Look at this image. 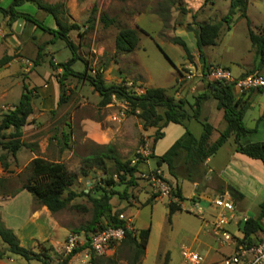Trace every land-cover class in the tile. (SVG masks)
Instances as JSON below:
<instances>
[{
  "label": "rangeland",
  "instance_id": "obj_1",
  "mask_svg": "<svg viewBox=\"0 0 264 264\" xmlns=\"http://www.w3.org/2000/svg\"><path fill=\"white\" fill-rule=\"evenodd\" d=\"M44 1L61 3L59 17L80 25L78 29H71L68 36L76 46V53L86 60L87 72L93 74L98 70L104 81H125L136 91H141L146 86H162L166 89V93L175 97L182 94L189 97L204 85L206 78L197 74L201 70V64L197 61L200 56L196 57L198 51L194 45L193 29L202 21L219 19L227 11L229 4L228 0ZM7 4L8 0H0V6ZM92 6L95 8L94 11H91ZM16 9L29 11L49 26H54L51 15L45 14L32 2H23L16 6ZM244 12L245 15H240L239 9L235 8L227 21L228 28L226 22H222L216 42L202 47L205 60L212 62L209 64L224 65L234 73L237 65H247L252 62L255 52L248 36L246 17L250 21L252 30L257 31L256 26L260 27L264 22V0H246ZM101 13L113 17V22L104 25L99 20ZM88 16L92 19L87 20ZM6 21L5 17H0V113L17 100L23 89L22 83L31 88L32 105V111L21 127L20 138L26 142V145L16 152V160L10 162L7 168L2 167L0 162V176L8 179L4 182L6 185L10 188L18 186L23 176L21 171L28 157L42 155L62 160L66 168L75 173V181L71 187L77 192L84 188L87 191L88 188L92 189L94 181L102 175V171L92 166L86 168L85 175H81L79 168L82 155L105 144L113 146L121 159L129 158L130 161L138 155L136 151L142 147L145 146L150 151L154 127H143L141 119L130 112L121 99L112 97L105 105L98 106L97 92L84 79L77 80L72 76L63 79V87L68 98L65 102L56 105L58 84L55 73L60 71V68L58 66L52 68L48 61L50 59L55 65L58 61L67 59L71 55L68 46L60 38L49 39L50 33L35 28L31 22L34 30H29L28 33L25 32L28 27H23L22 22L19 21V25L15 22L13 28L12 23L10 27ZM20 26L23 31L19 30ZM121 27H131L136 30L137 42L129 51L115 50L114 38ZM176 37L182 38L187 48L192 49L189 53L190 57L184 53L180 43L175 41ZM38 45L41 47L39 57H36ZM7 56L9 58H5ZM25 60H28V64ZM71 67L81 71L84 63L81 58H75ZM260 70L264 74V63ZM189 71L193 72L189 78L182 77L181 73ZM191 85L194 87H190ZM257 95L260 104L250 105L242 118L243 124L248 128L244 136L240 137L242 142L246 138L254 141H261L264 138V124L258 119L261 106H264V92H259ZM203 118L210 121L217 129H221L224 125L222 109L216 105V99L212 96L201 98L198 117L186 121L188 129L193 134L200 132V120ZM172 127L178 129L181 124L168 123L164 138L156 141L154 152H159L168 139L176 134ZM4 131H9V127ZM63 131L67 132L65 143H63ZM215 135L216 131L211 137ZM229 144H234L232 136L225 141V145ZM2 151L0 147V152ZM149 151L143 156L139 153L137 163L146 161L145 163L148 164L149 160V165H153V159L150 160L148 156ZM11 157L7 155V159L12 160ZM259 165L260 168L250 167L253 175L262 174L263 187L254 199L248 201V206L251 208L248 212L249 216H252L255 210L254 201L264 199V164ZM113 177L116 178L115 175ZM136 182L137 185L127 188L126 198H120L114 193L110 197V202L113 209L121 207L125 215L131 216L135 227L148 229L140 264L160 263L165 253L166 264H192L183 260L181 248L189 247L204 254V248L197 246L194 241L195 238H200L201 231H204L200 225L201 208L197 209V204L193 205L188 198H183V208L174 211L167 221L165 200L159 197L144 203L145 198L150 194V188L143 179L137 178ZM189 185L187 179H182L183 189ZM122 187L123 183H115L112 186L119 191ZM23 191L25 196L19 195L12 201L7 199L9 201L2 208L6 216L7 212H14L15 215L10 216L11 219L13 218L12 223H17L21 216L23 218L27 214L26 197H29V201L32 197L29 192ZM22 199L24 204H21ZM72 201L84 204L88 210L66 206L52 212L67 226H77L90 217V204L84 195L78 194ZM32 204L40 205L33 200ZM47 231L50 240L55 243L33 242V239L28 240L26 236L21 242L34 250L46 246V256L42 255V257L56 262L59 254H66L62 250L63 229L53 227ZM213 243L214 246H219L217 241L214 240ZM83 248L73 253L65 264H90L89 253H93L96 259L104 264H131L129 251L120 239L110 244L103 254L94 253L89 246ZM223 248L222 246L220 250ZM0 251H4L1 260L6 261L5 243L1 240ZM221 255L218 253L210 264H223ZM13 256L15 261H10L9 258L7 260L11 264H16L19 260L26 261V264H42L41 260Z\"/></svg>",
  "mask_w": 264,
  "mask_h": 264
},
{
  "label": "trees",
  "instance_id": "obj_2",
  "mask_svg": "<svg viewBox=\"0 0 264 264\" xmlns=\"http://www.w3.org/2000/svg\"><path fill=\"white\" fill-rule=\"evenodd\" d=\"M32 2L35 7L43 10L45 14H50L54 26H49L42 19L37 18L33 13L24 10L16 9V6L23 2ZM227 11L214 21H202L193 29L194 45L202 60L201 67L207 66L202 54V47L216 42V37L219 34L222 22L227 21L230 14L235 8L239 9L240 15H245L246 0H228ZM59 2H46L44 0H8L6 6H0V17L6 18V24L11 25L12 21L20 18L34 24L35 27L42 31L51 34L49 39L60 38L68 46L71 55L65 60L58 61L55 65L49 59L48 63L52 68L58 66L60 71L55 73L56 82L58 84V95L56 105L65 102L68 98L66 89L63 87V79L72 76L77 80L84 79L93 90L98 94L97 105L103 106L108 103L112 97L123 100L128 106L130 112L134 113L141 119L143 127L153 126L151 145L157 138L162 135V127L168 122L179 123L183 126V131L169 144V146L160 154L154 155L151 150L148 156L154 157L155 166L159 167L164 164L167 172L173 177L181 176L187 179H194L200 175L198 171L202 161L216 150L229 136H232L235 150L246 154L247 156L258 158L264 164V140L240 142L239 136L243 135L248 128L243 124L242 117L245 108L248 105L246 100L236 96L233 87L229 83L221 82L214 79H206L203 89L189 97L180 95L178 97L166 93V89L162 86H146L142 91L133 90L125 81L106 82L103 80L100 71L91 74L87 72L86 60L78 55L75 51L76 46L69 38L68 33L71 29H78L80 25L77 22H67L59 17ZM92 6L91 11H94ZM194 13H192V16ZM92 19L90 16L87 20ZM99 20L107 25L113 22L114 18L105 13L99 15ZM247 32L254 47L255 56L250 68L244 73L258 71L264 63V22L258 27L257 31L252 30L250 21L246 17ZM91 26V25H89ZM11 27V26H10ZM183 48L184 53L190 57L189 49L182 38L176 37V40ZM137 42L136 30L131 27H121L114 38V46L117 51H129ZM40 45L37 46L36 57H39ZM5 58H9L8 56ZM75 58H81L84 67L81 71H77L71 67V63ZM35 62V60H33ZM243 73V74H244ZM22 91L19 93L17 100L6 110L0 113V147L3 149L0 152V162L6 167V156H14L16 150L26 145L20 136L22 134V125L26 122L27 116L32 111L31 105V88H28L25 83H22ZM248 90V89H246ZM242 90L240 92H243ZM212 96L216 99V105L222 109V118L224 125L221 129H217L215 138L210 139V134L214 129L213 125L206 119L200 120V132L194 135L187 127L186 121L190 118H197L199 114L200 99ZM191 98V99H190ZM52 111V109H50ZM258 119H261L264 124V108L261 110ZM68 126L69 123H66ZM9 127V131H4ZM67 132H62V137L65 143ZM151 149V148H150ZM81 166L79 172L81 175L86 174V168L97 167L102 171V175L94 181L92 189L87 191L82 189L78 192L71 188L75 181V173L69 171L64 162L58 159H48L40 155H34L23 166L19 185L10 188L4 182L7 178L0 176V194L13 195L19 189L23 188L30 193L32 200L38 204L44 205L50 212H55L66 206H73L81 210H88V207L82 203L71 202L78 194L84 195L89 201L90 217L87 221L78 224L72 230L82 231L85 239L88 237V232L95 229H100L105 225H121L123 219L118 217L122 212L121 207L113 209L110 202L112 194L117 193L121 198L127 197V188L136 185L137 160L131 162L130 159H121L115 152L113 146L105 144L102 147L84 154L80 157ZM109 162V164L107 163ZM154 166V167H155ZM181 166L179 169H177ZM160 168V167H159ZM116 176V178L113 177ZM164 175V173H163ZM165 177V175H164ZM166 178V177H165ZM115 183H123L122 189L116 190L112 186ZM172 185V192L179 199H183L177 185ZM108 186L107 188L104 186ZM233 193L234 189L229 187ZM239 193V192H238ZM240 195V193H239ZM195 199L194 196L191 197ZM167 213L166 219L170 220V215L175 210H180V206L175 202H166ZM259 211L255 216H247L241 218L238 225L239 235L236 237L235 244L243 243L250 244L258 240L261 236L253 237L256 230L262 228V218H264V199L258 203ZM264 230V228H263ZM262 230V231H263ZM147 228H132L125 230L124 235L120 238L121 242L127 247L131 256V264H140V257L143 255L145 241L147 237ZM262 233V232H261ZM0 240L5 243L6 256L17 255L24 259L41 260L42 264H65L70 256L79 249L88 246L85 240L81 244L74 247L65 255L59 254L56 262H52L42 255L46 256L47 247L42 246V249L34 250L29 247L21 246L14 232L0 223ZM4 252V251H3ZM0 251V257L3 254ZM167 254L157 264H166ZM88 261L90 264H104L96 259L93 253H89Z\"/></svg>",
  "mask_w": 264,
  "mask_h": 264
},
{
  "label": "crops",
  "instance_id": "obj_3",
  "mask_svg": "<svg viewBox=\"0 0 264 264\" xmlns=\"http://www.w3.org/2000/svg\"><path fill=\"white\" fill-rule=\"evenodd\" d=\"M19 21L22 22L23 27L24 26L28 27V29L25 32L30 33L29 30H31V31L34 30V26L32 24H30V22L24 21L20 18H16L12 21V27L14 28V24L16 25L15 22H18L17 24L19 25ZM35 28H37V27H35ZM20 29H22L21 26L19 27V30ZM22 31H23V29H22ZM191 52H192V49L189 50V53H191ZM198 55L199 54L196 53V57H198ZM203 57H204V55H203ZM204 60H205V58H204ZM197 61L200 64L202 62L201 58H199V57L197 58ZM206 62L212 63L210 61H206ZM252 62H253V60H252ZM252 62L247 64V65H237V70L233 74L234 75L243 74L248 68L251 67ZM188 63L191 64V62H188ZM215 64H218V63H215ZM257 70L259 72H261L260 69H257ZM190 87L193 88L194 85H191ZM202 89H203V86L199 89V91H201ZM259 92H262V91H260L259 89H248V90H245L243 92L234 90V93L236 96H239L241 99L246 100L248 102V105L245 108V111L253 103L260 104L259 97L257 95ZM263 105H264V100H263ZM263 108H264V106H261V110ZM245 111H244L243 116L245 115ZM242 121H243V119H242ZM168 123L162 127V135L155 140V142L153 143V145L150 149L154 155H158L161 152H163L169 146V144L183 131L182 125H181L182 128L179 127L178 129H175V127H172L175 130L174 133H176V134L171 136L168 139V141L164 144L163 148L159 150V152H154V146L156 144V141L164 138L165 128L167 127ZM213 127H214V129L212 130V132L210 134V139L215 138V136L217 135L218 130H217L215 125H213ZM214 131H216V135L214 137H211V135ZM244 134L239 136L240 142H242L240 137L244 136ZM194 135H198V134H194ZM262 140H264V138ZM225 141L221 145H219L214 152H212L210 155H208L202 161V163L198 167V171H199L200 175L198 177H195L193 180L183 178L181 176H178L175 178L167 172L166 167L163 163L159 165V167L162 169L166 179L170 183H172L173 185H177V187L179 188V192L181 193L183 198H188L189 201L193 205H194V202H197L201 205L200 210L202 212L199 214L200 225L203 227L204 231L203 232L201 231L200 238H195L194 241L197 244V246L204 248L203 249L204 254H202L199 251L198 252L203 255L204 262L206 264H210V261H213L216 258V255L218 253H220V255L222 254L221 256H223V255L231 252V250L233 249V247L235 245L236 237H237V235H239V232H238L239 222H240L241 218L249 216L248 212L251 208H249V206H248V204H249L248 201H249V199H251V200L254 199L257 196V194L262 190V187H263V185H262V179H263L262 174L255 176L250 172V167L260 168L261 165H259V164H263L260 161V159L247 156L246 154L235 150L234 144L233 145H231V144L225 145ZM243 141L249 142V141H254V140H251V139L249 140V138H246ZM255 141H258V140H255ZM22 146H20L16 150V152L20 148H22ZM16 152H15L14 156L11 155L12 160L7 159V156H6L5 159L7 161V164H6L5 168H7V166L10 164V162H14L16 160V158H17ZM33 156L34 155L29 156L28 160ZM40 156H42V155H40ZM42 157H44V156H42ZM44 158H48V157H44ZM149 158H150V160L153 159V161H152L153 165H149V163H150L149 160H148V164L145 163L146 161L141 162V163L139 162V163H137L138 170L147 169V167L151 168V166H155L154 157L149 156ZM48 159H57V158H48ZM2 167H4V166L2 165ZM180 167L181 166H179L177 169H179ZM182 179H187L190 182V185L188 187H186L185 189H183V186H182ZM229 187H232L234 189L233 193L230 191ZM72 189L74 191H76L74 188H72ZM23 190L24 189L21 188L17 192H15L13 195H10V196L0 194V223L4 227L10 228L14 232V234L18 238V242L21 246H24V244L21 242V239H24L25 236L27 237L28 240L33 239V242L34 241H48V242L50 241L49 243H52V244L55 243V242L50 240V236H49V233L47 231L49 228L52 229L53 227H59V228L63 229V239H64L66 233L68 231L72 230V228H74L75 226H73V225L67 226L65 223L60 222L59 219L57 217H55L52 214V212H50L44 205L40 204V205L33 206L32 199H30V201H29V197H26L27 198V202H26V213L27 214L23 218L21 216V218L19 220H17V223L16 222L12 223L13 218L11 219V217H10L11 215H15L14 212H7V216H6V214H4L2 212V208L5 204H7L6 203L7 201L16 200V198L19 195L25 196V195H23V194H25V193H23L24 192ZM82 190L86 191L85 188ZM238 192L240 193V195ZM217 193L228 194L230 196V198L232 199V201L234 202V210L232 212V216L230 217V219L228 220V222L225 225V228L231 234V240L227 241V242L219 241V239L216 238L209 229V227L211 226V221L213 220L215 213L218 210L217 207H215L214 205H212L209 202V199H210V197H212L213 195H215ZM192 196L195 197L194 200L191 199ZM129 198H130V196H129ZM156 198H159V197L150 192V194L145 198L144 203L150 202L152 199H156ZM7 199H9V200H7ZM261 200L262 199H258V200L254 201V205H255L254 209L255 210H254L252 216H255L258 214V211H259L258 203ZM71 202L73 203L74 201L71 200ZM21 204H24L23 199H22ZM182 204H183V202H182ZM165 205H166V202H165ZM180 208H183V206ZM208 208H210V209L208 210ZM197 209H199V208H197ZM121 213H123V212H121ZM166 213H167V207H166ZM261 220H262V228L260 230H256L253 234V237L260 236V234L264 228V218H262ZM132 225H133V228L138 229L137 227L134 226L133 220H132ZM139 228H143V227H139ZM63 239H62V241H63ZM214 240L218 242L219 246L216 247V246H214V243L212 244V242ZM222 246L224 248L222 250H220L222 248ZM24 247H26V246H24ZM225 249H226V251H225ZM15 256H17V255H15ZM17 257H19V256H17ZM8 258L10 261L16 260L13 255H11V256L8 255L7 259L5 258L6 261H2L1 260L2 258H0V264H11L7 261ZM140 262H141V260H140ZM16 264H26V261H20L19 260L18 263H16Z\"/></svg>",
  "mask_w": 264,
  "mask_h": 264
},
{
  "label": "built area",
  "instance_id": "obj_4",
  "mask_svg": "<svg viewBox=\"0 0 264 264\" xmlns=\"http://www.w3.org/2000/svg\"><path fill=\"white\" fill-rule=\"evenodd\" d=\"M28 64V60H25ZM193 72L181 73L182 77L189 78ZM200 76L206 79H214L221 82L229 83L235 91H242L246 89H259L264 92V75L259 71H251L241 75H234L229 68L220 64H208L201 67ZM136 91V90H135ZM142 91V90H141ZM139 92V91H138ZM147 147H142L137 150V154L131 161L138 160L139 153L143 156L148 152ZM136 176L149 186L150 192L158 197H161L165 202H175L180 207L183 206L182 200L179 199L172 192V185L164 177L162 170L159 167H151L147 169L137 170ZM209 202L218 208L215 213L211 226L209 227L212 234L221 242L231 240L230 232L225 228L226 223L232 216L234 210V202L226 193H217L210 197ZM197 208L201 205L197 202ZM118 217L123 219L121 225H105L100 229H95L89 232L87 239H85L82 231L70 230L66 233L62 241V250L65 253L70 252L74 247L87 241L90 249L96 254H103L110 244L116 242L123 237L125 230L133 228L132 217L123 213H119ZM181 255L184 261L192 264H206L204 257L198 251L183 246L181 248ZM223 264H264V230L258 240L243 244L237 243L234 245L231 252L222 256Z\"/></svg>",
  "mask_w": 264,
  "mask_h": 264
}]
</instances>
